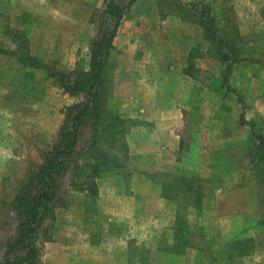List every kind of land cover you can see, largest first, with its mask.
<instances>
[{
    "label": "rangeland",
    "instance_id": "obj_1",
    "mask_svg": "<svg viewBox=\"0 0 264 264\" xmlns=\"http://www.w3.org/2000/svg\"><path fill=\"white\" fill-rule=\"evenodd\" d=\"M107 2L0 0V50L15 51L24 38L33 55L73 72L88 60ZM194 3H210L239 36L242 61L228 87L201 28L182 11L196 16ZM114 45L108 108L133 121L129 153L122 169L94 179L93 161L81 154L80 173L62 179L41 227L43 264H264V188L252 162L253 133L264 135V0H139ZM78 101L43 71L0 53V263L17 225L8 204ZM169 128L180 136L176 152L163 141ZM91 134L86 128L79 151ZM194 176L206 192L198 205ZM247 239L242 254L236 242Z\"/></svg>",
    "mask_w": 264,
    "mask_h": 264
},
{
    "label": "trees",
    "instance_id": "obj_2",
    "mask_svg": "<svg viewBox=\"0 0 264 264\" xmlns=\"http://www.w3.org/2000/svg\"><path fill=\"white\" fill-rule=\"evenodd\" d=\"M137 1L139 0H129L127 5H121L118 0H108L105 9L98 16L96 35L90 44L88 60L79 59L73 72L59 70L33 55L24 38L18 43V49L15 51L0 50V53L13 56L25 67L43 71L54 79L64 93L79 100L66 108L64 122L51 148L43 154L41 163L29 169L25 182L8 204L9 209L16 212L17 225L3 243V260L0 264H43L39 245L41 227L54 214L56 202L60 198L62 179L71 170L74 177L80 173L79 159L82 153L93 161L90 167L93 179L101 172L124 167L123 158L129 153L126 135L133 121L124 119L108 108L107 75L111 65L110 56L115 48V38L128 9ZM182 6V11L201 28L204 39L213 48L212 55L223 65L222 84L228 87L234 65L242 61L238 34L228 25L218 22L210 3H194L192 7L196 9V16L190 14L187 6ZM88 127L91 128V138L86 147L79 151L78 145ZM253 135L252 147L255 151L252 162L264 188V135L258 132ZM90 175L87 180L92 184ZM201 181V178L194 176L188 183L197 184L195 205L206 196ZM88 190L94 192V188L89 187ZM258 224L264 225V218H261ZM205 239L204 236L203 240ZM247 241L252 239L236 242V245L241 247L242 254L246 252ZM191 242L192 238L187 235L184 245H190ZM202 251L207 253L204 249Z\"/></svg>",
    "mask_w": 264,
    "mask_h": 264
},
{
    "label": "crops",
    "instance_id": "obj_3",
    "mask_svg": "<svg viewBox=\"0 0 264 264\" xmlns=\"http://www.w3.org/2000/svg\"><path fill=\"white\" fill-rule=\"evenodd\" d=\"M183 116V114H182ZM175 128L171 129L169 128V130H165V134H164V142H170V144H167V147H170V149L174 152L178 151L180 149V136L178 135V133L175 132L174 130ZM175 164V161L173 162ZM165 165V164H163ZM154 184L151 185V189H154ZM156 192V191H155ZM157 197L159 198V196L157 195ZM148 203V202H147Z\"/></svg>",
    "mask_w": 264,
    "mask_h": 264
}]
</instances>
